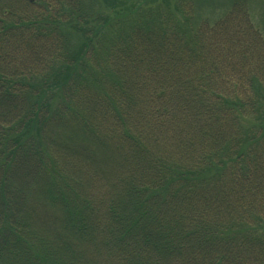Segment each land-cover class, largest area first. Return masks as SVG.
I'll list each match as a JSON object with an SVG mask.
<instances>
[{
	"label": "trees",
	"instance_id": "1",
	"mask_svg": "<svg viewBox=\"0 0 264 264\" xmlns=\"http://www.w3.org/2000/svg\"><path fill=\"white\" fill-rule=\"evenodd\" d=\"M200 4L0 0V264H264V34Z\"/></svg>",
	"mask_w": 264,
	"mask_h": 264
},
{
	"label": "rangeland",
	"instance_id": "2",
	"mask_svg": "<svg viewBox=\"0 0 264 264\" xmlns=\"http://www.w3.org/2000/svg\"><path fill=\"white\" fill-rule=\"evenodd\" d=\"M198 1H199V6L201 5L200 3H202L203 6L199 9H198L199 6L197 7L196 10L197 15L200 14V16L209 19H214L215 17H219L224 11L228 10V7L231 6V2H232V0H198ZM248 6L252 20L255 21L256 25L259 27V29H261V31L264 34V0H248ZM101 155L103 154L101 153ZM115 158L117 157L112 156V161H114ZM108 160L109 158H106L105 163H101L98 161H95V163L99 164L98 168H100L101 170H106L108 168L107 165Z\"/></svg>",
	"mask_w": 264,
	"mask_h": 264
}]
</instances>
